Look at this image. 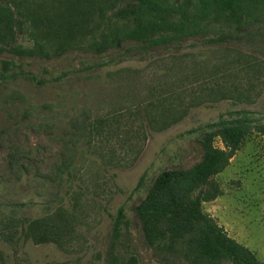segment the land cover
Listing matches in <instances>:
<instances>
[{"label":"rangeland","instance_id":"1","mask_svg":"<svg viewBox=\"0 0 264 264\" xmlns=\"http://www.w3.org/2000/svg\"><path fill=\"white\" fill-rule=\"evenodd\" d=\"M37 1L0 0L17 20L0 38V264H111L112 255L118 264H185L181 251L148 243L135 208L163 170L202 161L199 138L221 114L248 110L264 122V17L249 23L228 11L170 43H151L168 32L158 30L104 54L20 56L15 47L31 44L25 13ZM123 3L120 23L150 16L138 0ZM169 113L183 118L164 128ZM212 185L220 195L204 210L264 261V136L247 137L205 189ZM121 205L129 223L112 250ZM57 213L74 227L64 247L21 235Z\"/></svg>","mask_w":264,"mask_h":264},{"label":"trees","instance_id":"2","mask_svg":"<svg viewBox=\"0 0 264 264\" xmlns=\"http://www.w3.org/2000/svg\"><path fill=\"white\" fill-rule=\"evenodd\" d=\"M123 1L39 0L25 13L31 27V44L18 45L15 52L20 56L51 57L67 49L88 48L104 54L126 42L147 40L158 30L168 32L152 40L153 45L198 35L211 22L224 20L228 11L237 18L244 16L246 21L251 20L249 23L264 17V0H196L194 6L181 0H138L147 5L150 16L133 25L114 18L116 13L123 14ZM16 22L11 8L0 3V38L8 37ZM227 39L222 35L208 41L219 43ZM9 67L7 63L5 69ZM4 76L0 72V78ZM252 114L248 110L221 114L218 121L209 124L211 130L199 138L205 152L202 161L189 169H165L156 177L135 208L149 244L167 251H181L185 264H264L256 252L232 237L203 207L205 201L220 195L217 186L209 189L205 186L229 165L246 138L255 132L264 136V122ZM181 118L183 114H165L162 127ZM217 140L222 146L216 144ZM64 216L57 213L33 219L22 226L21 235L36 244L54 242L64 247L74 229ZM128 223L126 208L121 205L113 222L112 250ZM112 256L111 264H118L117 257Z\"/></svg>","mask_w":264,"mask_h":264}]
</instances>
